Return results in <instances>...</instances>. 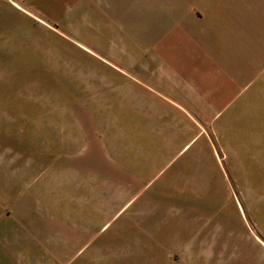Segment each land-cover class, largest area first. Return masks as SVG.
I'll list each match as a JSON object with an SVG mask.
<instances>
[{"label": "crops", "instance_id": "crops-1", "mask_svg": "<svg viewBox=\"0 0 264 264\" xmlns=\"http://www.w3.org/2000/svg\"><path fill=\"white\" fill-rule=\"evenodd\" d=\"M14 26L40 72L101 73L109 105L43 144L0 100V264H264L223 214L230 137L264 118V0H0L1 56Z\"/></svg>", "mask_w": 264, "mask_h": 264}, {"label": "rangeland", "instance_id": "rangeland-1", "mask_svg": "<svg viewBox=\"0 0 264 264\" xmlns=\"http://www.w3.org/2000/svg\"><path fill=\"white\" fill-rule=\"evenodd\" d=\"M9 32L10 46L12 45L15 51H10L8 56L0 55V100L10 99L7 105L9 112L18 110L17 113H21L20 117L24 115L25 118L21 119L26 123V130L28 129L35 136L41 135L43 144H50V140L53 143L56 140L61 143L66 140L67 133L64 131L61 134L60 126L66 124L72 125L76 130L81 128L79 126L81 123L78 124L80 120L65 121L69 119L73 109L78 111V108L83 107V113L78 117L82 122L85 119V127L91 132L97 130L100 124L99 112L101 108L109 105H101L99 102L101 88L98 84L101 83V73L40 72L41 66L55 64L52 57L44 51H41L46 57L44 60H41V55L31 54L34 53L32 51L19 52L21 43L18 39L20 34L18 26H14ZM8 52L7 49L6 53ZM74 60L85 61V58H74ZM2 61L7 64H2ZM248 107L251 111L253 109V112L257 111V108L264 112V105ZM54 114H58L61 118L59 122L55 121V116L52 119ZM255 121H259L256 123L258 130L249 128L242 135L243 137H230L231 142L239 145L238 165L237 168L225 169L229 182L228 189L233 198L225 204L223 214L229 212L233 216L230 219L236 222L233 225L236 229L244 227L238 220L237 213L241 214L244 225L261 232L252 230L253 232L250 231L248 235L253 240H256L254 236H258L264 241V118L259 117ZM111 126L112 110L101 114V130L111 131ZM68 134L72 135L74 142H82L73 132ZM109 139L112 144V133Z\"/></svg>", "mask_w": 264, "mask_h": 264}]
</instances>
